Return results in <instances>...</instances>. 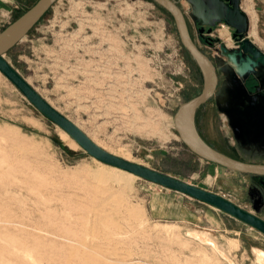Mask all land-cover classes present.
Here are the masks:
<instances>
[{"label": "rangeland", "instance_id": "374dc122", "mask_svg": "<svg viewBox=\"0 0 264 264\" xmlns=\"http://www.w3.org/2000/svg\"><path fill=\"white\" fill-rule=\"evenodd\" d=\"M36 1L24 0L0 31ZM241 5L246 34L264 52V0ZM227 27L218 31L232 50ZM206 50L221 82L197 112L201 135L223 153L264 163V104L256 101L264 66L242 74L219 43ZM5 56L106 150L264 219V178L199 158L174 127L175 111L201 92L203 75L156 2L57 0ZM190 229L230 246L235 264H258L255 248L264 250L257 229L91 156L0 71V264H231L186 236Z\"/></svg>", "mask_w": 264, "mask_h": 264}, {"label": "water", "instance_id": "95a60500", "mask_svg": "<svg viewBox=\"0 0 264 264\" xmlns=\"http://www.w3.org/2000/svg\"><path fill=\"white\" fill-rule=\"evenodd\" d=\"M57 0H38L22 15L0 31V71L28 98V100L47 118L65 130L87 153L101 162L136 174L150 182L159 184L201 202L211 205L264 234V219L246 210L230 199L212 191L188 183L182 179L157 171L148 166L127 160L109 152L93 140L76 122L71 120L45 97L9 62L8 53L41 20ZM165 8L173 17L181 42L197 63L203 75V88L199 94L182 102L174 113V127L185 146L199 158L215 163L228 170L264 178V163L244 161L223 153L209 144L197 126L198 110L210 100L217 87L218 75L211 59L202 52L189 32L179 0H153ZM193 5V15L201 24L214 26L224 22L241 33L242 50L260 57L264 63V52L252 43L246 34L249 18L242 9L240 0H188ZM235 61V56L232 55ZM258 66L249 58V63L239 64L242 74ZM264 184V180L261 181Z\"/></svg>", "mask_w": 264, "mask_h": 264}, {"label": "flooded vegetation", "instance_id": "af4514ba", "mask_svg": "<svg viewBox=\"0 0 264 264\" xmlns=\"http://www.w3.org/2000/svg\"><path fill=\"white\" fill-rule=\"evenodd\" d=\"M224 1L226 3H229L231 0H224ZM241 1L242 0H240V4H241ZM177 4L179 5V7L182 9V11L184 13V16H185L191 37L193 38V40L195 41V43L197 44L199 49L202 52H204L211 59L213 64L215 65L217 75H218V83H217V87L215 89V93H214L212 98H214V96L217 93L221 79H220V71H219L218 64L216 63V60L212 56V53L206 49H213L216 46V44L219 43L221 46V50L224 52V54L227 56V58L229 59L230 62L234 61L232 58V55H233V56H235L234 62L236 63V65L243 64V63H249V58H251L253 61H256L258 63V65L264 66V63L262 61H260V57H254L251 53H248V52H245L242 50L243 44L241 43V39H240L241 33H237L236 29L227 25L228 26L227 31L230 35V38L232 39V41L235 44L234 48L232 50H230L229 49L230 42L229 41L224 42L222 39V36L220 35V32L218 31L219 28H223L225 30L224 26H222V23H224V22L217 23L214 26L201 24L200 20L196 16L193 15V5L191 4V2H188V6H189L188 9L189 10H185V8L182 6L181 0H179L177 2ZM241 7H242V5H241ZM242 9H243V7H242ZM247 29H248V26H247ZM203 47H205L206 49H204ZM228 50H230V51H228ZM260 77H261L262 81H261V84L259 85V87H257V90H258V94H261V96H259L256 101H258V103L262 102V104H264V71L260 74ZM254 99H256V97ZM230 109H232V108H230ZM241 109H236L238 114H243V112L245 111V109H243V108H241ZM259 111H260L259 113H263L262 110H259ZM263 186H264V184H263Z\"/></svg>", "mask_w": 264, "mask_h": 264}, {"label": "bare ground", "instance_id": "6f19581e", "mask_svg": "<svg viewBox=\"0 0 264 264\" xmlns=\"http://www.w3.org/2000/svg\"><path fill=\"white\" fill-rule=\"evenodd\" d=\"M247 14V13H246ZM65 131V130H64ZM66 132V131H65ZM67 133V132H66ZM68 134V133H67ZM69 135V134H68ZM89 135V134H88ZM70 136V135H69ZM71 137V136H70ZM72 138V137H71ZM94 140V139H93ZM95 141V140H94ZM96 142V141H95ZM101 146V145H100ZM102 147V146H101ZM105 149V148H104ZM110 152V151H109ZM112 153V152H111ZM126 159V158H125ZM128 160V159H127ZM131 161V160H130ZM108 165V164H106ZM108 166H111L113 168H117V169H120V170H123V171H126L128 173H131L135 176H137L136 174L132 173V172H129L127 170H124V169H121V168H118V167H115V166H112V165H108ZM139 177V176H138ZM189 238L191 239H195V240H199L200 242L202 243H205V244H208L210 246H208L212 251L210 252H213L214 254H217V256H221L223 255L224 257H227L229 259V261L231 262V264H235L228 256L231 255V253H228V251L230 250L229 247L225 248L224 246L220 245L217 240L214 239V237H212L209 233L207 232H204V231H199V230H195V229H190L187 231V235ZM232 243H235L232 242ZM203 245V244H202ZM206 247V248H208ZM208 248V250H209ZM228 250V251H227ZM255 253H256V256H257V262L258 264H264V250L263 249H260V248H255ZM222 256V257H223ZM220 258V257H219ZM225 261V259H224ZM228 261V262H229ZM227 262V263H228Z\"/></svg>", "mask_w": 264, "mask_h": 264}, {"label": "crops", "instance_id": "0c3cea01", "mask_svg": "<svg viewBox=\"0 0 264 264\" xmlns=\"http://www.w3.org/2000/svg\"><path fill=\"white\" fill-rule=\"evenodd\" d=\"M23 3L24 0H0V20H6L19 12L23 7Z\"/></svg>", "mask_w": 264, "mask_h": 264}, {"label": "built area", "instance_id": "2783aa9c", "mask_svg": "<svg viewBox=\"0 0 264 264\" xmlns=\"http://www.w3.org/2000/svg\"><path fill=\"white\" fill-rule=\"evenodd\" d=\"M225 25L227 26V24H226V23H222V26H225Z\"/></svg>", "mask_w": 264, "mask_h": 264}, {"label": "trees", "instance_id": "16d2710c", "mask_svg": "<svg viewBox=\"0 0 264 264\" xmlns=\"http://www.w3.org/2000/svg\"><path fill=\"white\" fill-rule=\"evenodd\" d=\"M37 1H38V0H37ZM37 1H36V2H37ZM152 1H153V0H152ZM36 2H35V3H36ZM186 51H187V50H186ZM187 53L189 54V52H188V51H187ZM189 55H190V54H189Z\"/></svg>", "mask_w": 264, "mask_h": 264}]
</instances>
